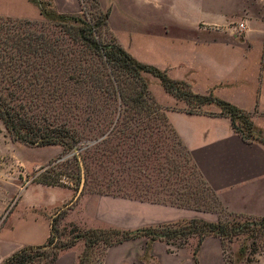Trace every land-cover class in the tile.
<instances>
[{
    "label": "trees",
    "instance_id": "1",
    "mask_svg": "<svg viewBox=\"0 0 264 264\" xmlns=\"http://www.w3.org/2000/svg\"><path fill=\"white\" fill-rule=\"evenodd\" d=\"M91 1L97 6V0ZM29 2L38 8L45 22L58 32L57 36L51 37L42 32V29L37 30V23L0 17V121L11 139L32 147L59 145L65 150L74 149L79 142L74 133L66 125H54L44 114L49 109H54L51 107L52 103L66 95L70 84L89 85L99 95L105 94L119 100L126 110L132 108L137 114L130 118L134 127H128L124 123L122 128L117 129L122 134V139L126 138L129 143L119 140L109 151L121 156L123 147L126 146L127 151L122 154L125 159L133 165L140 162V166L143 164L146 170L152 171L149 182L154 186L140 191L148 194L149 198L135 190L133 193L137 194L138 200L185 208H198L197 200L204 194L202 185H205L189 152L167 122L165 114L160 113L155 103L148 99L147 86L141 74L154 76L167 93L185 102L189 109L185 113L205 114V107H215L218 114L207 115L228 118L234 132L244 141L258 140L259 133L254 127L251 113L217 98L211 91L207 95L196 94L187 83L172 80L164 71L138 62L120 46L103 44L98 39V34L108 24L109 11L100 13L93 22L83 18L84 16L57 12L52 0ZM42 26L41 24L40 27ZM131 83L132 88L129 86ZM60 88L62 93L59 92ZM142 113L146 116L141 117ZM101 142L107 143L106 138ZM259 142L264 144L262 139ZM163 144H166L163 152L166 165L164 164L163 169L160 166L157 169L159 162L154 166L152 164L154 160H159L160 146ZM95 151L99 154L97 161L102 166L103 150ZM152 157L153 161L150 160ZM81 158L84 164L83 157ZM161 183L164 184V193L159 197L162 190L157 185ZM105 189L109 191V183ZM258 219L262 223L248 221L238 226L229 224V221L211 223L190 219L135 231L89 229L80 232L77 228H72L71 233L76 235L67 244L57 242L55 219L45 245L19 247L1 264H54L58 254L49 255V252L68 250L79 239L85 240L86 248L79 256L78 264H88L89 249L99 243L104 245V254L112 246L139 237L149 238L150 241H165L168 245L174 239H183L184 245L194 236L197 237V242L193 248L192 260L193 264H198L197 254L207 237L214 236L222 240L229 234L264 228V217ZM98 264H102V260Z\"/></svg>",
    "mask_w": 264,
    "mask_h": 264
},
{
    "label": "rangeland",
    "instance_id": "2",
    "mask_svg": "<svg viewBox=\"0 0 264 264\" xmlns=\"http://www.w3.org/2000/svg\"><path fill=\"white\" fill-rule=\"evenodd\" d=\"M78 1L80 6L77 12L62 14L80 15L89 21L95 22L100 13L109 11V25L107 24L105 28L99 31L98 39L103 44L120 46L138 62L154 67L164 59L166 45L171 43L176 36L199 39L206 44H210L213 41L228 44L231 43L230 39L234 36L242 37L234 28L237 26V21L205 23L200 25L199 30L196 32L187 33L180 31L179 29L181 28L179 26L165 22L163 12L157 14L158 20L152 21L153 19H149L148 16L149 8H146L144 3L137 0H97V6H94L91 0ZM32 5L30 3L27 9L22 5L16 4V9L19 11L27 10L25 13L33 19L28 21L37 23V30L42 29V32L47 33L51 37L57 36L58 31L56 28L46 23L43 17L37 19L38 10L37 8L34 10L35 5ZM140 13L145 14V16L142 15L144 20L136 18V14ZM126 22L136 25L128 26L132 31L149 33L148 35L156 34L161 39L141 36L137 37V40L129 38L128 33L121 32V30L127 28ZM144 22H147V24ZM41 24L43 25L42 27H40ZM165 35L167 37L163 38ZM172 43L180 44L185 42L174 41ZM209 50L211 54L218 56L217 47L207 51ZM156 68L159 69L158 67ZM159 70L164 71L170 79L175 80L176 74L174 71ZM141 78L147 86L148 99L155 103L160 109V113L165 114V116L168 111L187 114L185 112L189 109L186 103L167 93L157 78L144 73L141 74ZM177 81L187 83L191 91L196 94L207 95L209 91L213 95L215 94L212 89L205 90L203 88V85L209 83L206 78L202 77L200 83L194 84L188 80ZM70 86V89L61 100L59 99L52 103L51 107L54 109H49L44 116L48 117L54 125H66L74 133L79 141L74 149L65 150L59 145L44 147L25 145L11 139L0 121V261L19 247L45 245L50 237L51 224L55 219L57 242L59 244L69 243L76 235L71 233L72 228H77L80 232L89 230L79 227L82 217L76 211L86 197L99 195L138 200L137 194L133 193L135 190H137V193L146 195L140 191L145 190L146 187L154 186L153 183L149 182L152 174L151 170H146L147 168L143 164L140 166V162L133 165L128 159L123 157L122 154L127 151L126 146L123 147L124 151H122L121 156L109 151L119 140H126L129 143L126 138L122 139V134L117 129L122 128L124 123L128 127H134L133 120L130 119L131 116H137L134 109L128 108L126 110L119 100H114L105 94L99 95L89 85L70 84ZM129 86L132 88L133 83ZM136 90L139 91L138 87H136ZM62 91V88H60L59 92L62 93ZM219 95L222 100L223 98L229 99L230 96L227 91L224 93L220 92ZM218 112L215 107H205V114L191 115L211 117L207 114L217 115ZM144 116L146 114L142 113L141 117ZM169 125L171 124L169 123ZM257 132L259 133L257 141L261 139L264 141V137L261 136L259 131ZM105 138L107 143L102 144L101 141ZM144 146L146 147L147 144ZM165 146L166 144L160 146L161 156L158 161L154 160L152 164L154 166L159 162L157 169L159 166L163 169L166 165L163 158ZM76 148L80 149V154L85 164V186L77 199H75V196L79 190L81 177L76 156L74 157ZM96 149L99 152L103 150L102 164H104L102 166L97 161L99 154L96 153ZM153 158L150 160L153 161ZM154 179L156 180L157 178L154 176ZM162 179L161 175L160 180ZM107 183L110 184L109 191L105 189ZM157 186H159L158 189L162 190V193L159 194L160 197L164 193V184L161 183ZM29 187L31 188L24 192ZM202 188L204 194L198 198L196 205L203 211L220 215V221H229V224L235 226L248 221L260 222V219L255 220L245 216L240 217L228 214L222 206L213 201L210 193L207 192L203 185ZM105 193L109 194L106 195ZM148 196L147 194V199L149 198ZM94 229L109 230L111 228ZM146 239L152 242L149 238ZM221 241L223 264H264V228L252 229L244 233L229 234ZM160 242L168 246V252L170 253L190 250L192 254L197 237L189 238L187 244L184 245L182 244L183 239H174L169 242V245L165 241ZM73 247L78 249L80 256L85 251L86 242L84 239H79ZM64 251L52 250L49 255L57 253L59 257ZM103 251V243H99L89 249L88 264H98L101 260L103 264ZM145 254L147 255V250Z\"/></svg>",
    "mask_w": 264,
    "mask_h": 264
},
{
    "label": "crops",
    "instance_id": "3",
    "mask_svg": "<svg viewBox=\"0 0 264 264\" xmlns=\"http://www.w3.org/2000/svg\"><path fill=\"white\" fill-rule=\"evenodd\" d=\"M137 1L149 8L148 16L152 21L158 20L157 14L163 12L165 22L177 25L180 31L187 33L196 32L205 23L237 21L234 28L241 38L234 36L228 44L214 41L206 44L199 39L176 36L172 42L185 43L167 44L164 59L154 65L166 72L174 71L175 80H188L194 84L200 83L202 77L206 78L209 83L203 88L212 89L219 98H222L220 92H229V99L223 100L251 113L254 127L264 137V0ZM16 4L27 9L30 6L29 0H0V16L33 20L25 13L27 10H17ZM52 4L59 13L77 12L80 6L78 0H52ZM36 8L34 6V10ZM142 15L145 16L136 14V18L144 20ZM40 18L38 10L37 19ZM125 24L127 28L121 32L128 33L129 38L161 39L156 34L132 31L128 26L136 25L131 22ZM214 47H217L218 56L207 51ZM166 117L189 152L213 201L228 214L263 218L264 144L244 141L234 132L227 118L170 111L166 112ZM76 211L82 217L81 225L77 224L82 229L135 231L190 219L211 223L221 220L220 215L199 207L185 208L99 195L84 198ZM78 256V249L72 247L62 252L54 264H78ZM222 258V241L218 237H207L198 251V264H223ZM103 264H193V260L190 250L170 253L163 242L137 238L106 249Z\"/></svg>",
    "mask_w": 264,
    "mask_h": 264
},
{
    "label": "water",
    "instance_id": "4",
    "mask_svg": "<svg viewBox=\"0 0 264 264\" xmlns=\"http://www.w3.org/2000/svg\"><path fill=\"white\" fill-rule=\"evenodd\" d=\"M75 156H76V159H77V162H78V165H79V168H80V186H79V190L75 196V199H77L83 188H84V184H85V169H84V164H83V161H82V158H81V154H80V150H75Z\"/></svg>",
    "mask_w": 264,
    "mask_h": 264
},
{
    "label": "built area",
    "instance_id": "5",
    "mask_svg": "<svg viewBox=\"0 0 264 264\" xmlns=\"http://www.w3.org/2000/svg\"><path fill=\"white\" fill-rule=\"evenodd\" d=\"M243 27V25H240V28H242Z\"/></svg>",
    "mask_w": 264,
    "mask_h": 264
}]
</instances>
